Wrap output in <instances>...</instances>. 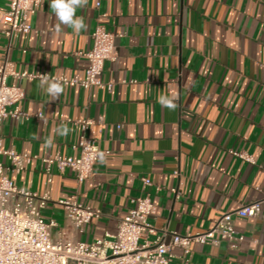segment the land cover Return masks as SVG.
<instances>
[{
	"label": "crops",
	"instance_id": "obj_1",
	"mask_svg": "<svg viewBox=\"0 0 264 264\" xmlns=\"http://www.w3.org/2000/svg\"><path fill=\"white\" fill-rule=\"evenodd\" d=\"M49 2L30 18L31 33L12 37L9 56L19 74L83 80L89 62L81 55L91 51L95 29L119 36L117 58L102 75L112 91L62 84L52 100L40 81L10 79L25 93L28 117L3 122V148L31 158L12 179L50 193L43 215L56 224L54 238L111 241L133 202L148 196L156 232L142 241L165 233L169 243L175 233L208 231L224 214L264 199V0H88L76 11L87 25L79 34L63 25L56 31ZM7 10L8 0H0V13ZM6 29L0 21V65ZM161 95L176 96V108L163 107ZM61 125L66 137L56 131ZM49 138L53 147L45 146ZM81 138L108 153L91 177L79 183L56 167L50 176L43 160L78 157L73 146ZM73 196L100 213L83 233L59 205ZM235 227L245 236L238 249L193 244L189 261L176 249L173 264H264V203L257 218Z\"/></svg>",
	"mask_w": 264,
	"mask_h": 264
},
{
	"label": "built area",
	"instance_id": "obj_2",
	"mask_svg": "<svg viewBox=\"0 0 264 264\" xmlns=\"http://www.w3.org/2000/svg\"><path fill=\"white\" fill-rule=\"evenodd\" d=\"M42 2L43 0H8V10L0 13L1 23L7 27L4 36L8 41L5 60L0 65V264H173L176 249H181L189 261L193 244L218 246L227 243L231 249H238L245 241V236L237 231L235 222L257 218L261 214L264 199L224 214L208 231L187 235L175 233L171 235L169 243L164 241L165 233L156 236L153 242L142 241L145 236L156 232L150 222L154 206L148 196L133 202L134 208L120 221L118 232L111 241L87 244L53 237L56 224L47 222L43 215L51 201L50 193L38 195L16 186L12 177L21 174L31 158L13 150H5L1 135L4 121L24 120L28 117L21 106L25 93L16 83H11L10 79H42V74L17 73L9 56L13 35L33 31L30 18L37 13ZM117 38L119 36L102 26L95 29L91 51L81 55L89 62L83 80L47 75L66 87L80 86L85 90L97 87L112 91L113 83H104L102 75L106 63L117 58ZM36 118L43 119V116L37 115ZM91 124V121L84 122L82 127L86 129ZM73 149L79 151L78 157L57 155L43 160L50 176L53 167L60 172L69 169L76 174L77 181L83 183L91 177L100 155L108 154L101 151L95 142L85 138H81ZM233 154L249 163L254 162L246 153ZM3 158L9 161L8 166L3 163ZM49 182H52V178ZM144 184L151 186L149 180H144ZM59 205L63 207L67 221L79 233H83L93 219L100 217L98 211L82 204L77 196L59 201Z\"/></svg>",
	"mask_w": 264,
	"mask_h": 264
},
{
	"label": "clouds",
	"instance_id": "obj_3",
	"mask_svg": "<svg viewBox=\"0 0 264 264\" xmlns=\"http://www.w3.org/2000/svg\"><path fill=\"white\" fill-rule=\"evenodd\" d=\"M87 4L88 0H50L49 8L55 15L56 31L59 32L62 25L72 28L76 34H79L82 30L86 31L87 25L84 17L77 16L76 11L79 8L86 7ZM45 85H47L46 92L52 100H56L64 92V87L58 80H52L47 74H42L40 86L44 87ZM176 99V96L169 97L161 95L159 97V103L165 108L174 110L177 106L175 103ZM56 131L59 135L66 137L70 130L67 125H61ZM45 146L53 147V141L51 138L45 142ZM103 159V154H101V162H103Z\"/></svg>",
	"mask_w": 264,
	"mask_h": 264
}]
</instances>
